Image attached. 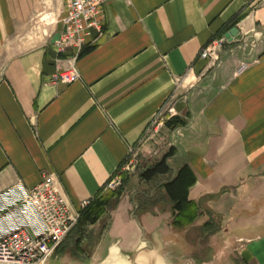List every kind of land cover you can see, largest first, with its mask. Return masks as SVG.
I'll list each match as a JSON object with an SVG mask.
<instances>
[{"label": "crops", "instance_id": "1", "mask_svg": "<svg viewBox=\"0 0 264 264\" xmlns=\"http://www.w3.org/2000/svg\"><path fill=\"white\" fill-rule=\"evenodd\" d=\"M104 1L101 33L59 51L63 0H0V196L52 175L79 211L129 147L146 166L170 151L149 192L123 190L53 259L97 264L116 246L129 263L264 264V0ZM238 17L219 66L198 59ZM60 68L78 80L55 81ZM161 115L183 123L155 128ZM183 166L195 218L176 228L159 186Z\"/></svg>", "mask_w": 264, "mask_h": 264}, {"label": "built area", "instance_id": "2", "mask_svg": "<svg viewBox=\"0 0 264 264\" xmlns=\"http://www.w3.org/2000/svg\"><path fill=\"white\" fill-rule=\"evenodd\" d=\"M63 2L65 12L60 19L63 32L56 43L59 51H64L69 45L79 48L91 31L100 34L104 20V0ZM228 43L224 36L211 40L200 50L198 59L218 67L219 55ZM247 67V64H241L237 74ZM78 78V73L73 68L57 69L54 75V80L61 84H71ZM162 115L154 122L155 128L164 123ZM157 132L155 129V133ZM135 151V147H129L125 162L127 166L135 162ZM115 184H120L119 177L111 181L108 187ZM0 204V264H44L77 226L79 213L89 202H83L79 211L72 210L60 194L52 175H46L32 189L27 190L18 184L3 192Z\"/></svg>", "mask_w": 264, "mask_h": 264}, {"label": "trees", "instance_id": "3", "mask_svg": "<svg viewBox=\"0 0 264 264\" xmlns=\"http://www.w3.org/2000/svg\"><path fill=\"white\" fill-rule=\"evenodd\" d=\"M238 19L239 17L236 18L234 22H232L229 27L230 29L234 27ZM219 37H221V35ZM182 123L183 122L180 120L170 119L165 121L164 126L172 127L174 125H181ZM169 156L170 151L163 154L155 162L145 166L144 171L141 174L142 179L146 182H150L159 176L168 174L169 168L166 164V161ZM194 182L195 177L192 174L191 170L187 166H183L175 173V175L171 179H168L159 186V188L163 189L166 197L172 203V208L175 213L173 226L176 228L184 227L185 225L194 221L195 205L192 201L188 200V190L194 184ZM107 204L108 197H103L98 194V196L94 200L90 201L89 204L80 211L79 222L84 221L89 225L95 224L104 214Z\"/></svg>", "mask_w": 264, "mask_h": 264}, {"label": "rangeland", "instance_id": "4", "mask_svg": "<svg viewBox=\"0 0 264 264\" xmlns=\"http://www.w3.org/2000/svg\"><path fill=\"white\" fill-rule=\"evenodd\" d=\"M135 152L136 154H133V158L135 160L133 165L127 166V163H125L123 166L120 167L116 176H113V178L111 179V181H113L116 177H119L120 184L119 185L115 184L113 185V187L109 188L108 184L111 182L109 181L102 190V192L100 193V196L108 197V204L105 208V212L102 215V217L106 216L109 207L114 205V203L116 202L117 198L121 195L123 190L127 188L128 191H131L133 193L134 191L139 190L140 188H142L143 185H145L143 183L144 180L141 177V174L143 173L144 168L146 166V164L144 163L145 159L140 155V152H138L137 149ZM141 159L142 160L144 159V161H141ZM152 160H153L152 158L151 159L149 158L146 161V163L148 164L155 162L154 160L153 161ZM151 187L153 188V185L146 184L145 187H143L145 188L143 191L149 192L151 190ZM87 226H89V224L85 223L84 221H80L76 226V228L74 229V231L71 233V235L67 238L66 241L67 245H73L74 247V244H76V242L80 239V237L81 239H83L84 237L88 236L89 231L87 229L88 228ZM75 239H77V241H75Z\"/></svg>", "mask_w": 264, "mask_h": 264}, {"label": "water", "instance_id": "5", "mask_svg": "<svg viewBox=\"0 0 264 264\" xmlns=\"http://www.w3.org/2000/svg\"><path fill=\"white\" fill-rule=\"evenodd\" d=\"M238 34V30L236 28H231L228 32L224 34L225 39L228 40V42H231L233 38ZM44 264H71L68 262H62V261H56L53 259V255L48 257ZM97 264H143V263H132V262H125L120 258V251L119 249L114 246L110 248L107 252L106 257L101 260ZM149 264H172L170 261H162V260H155ZM184 264H192L191 261H186Z\"/></svg>", "mask_w": 264, "mask_h": 264}]
</instances>
